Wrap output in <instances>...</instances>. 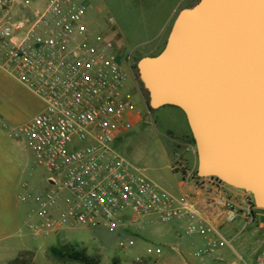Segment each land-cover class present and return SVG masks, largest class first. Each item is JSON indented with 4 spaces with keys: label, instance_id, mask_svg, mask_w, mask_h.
<instances>
[{
    "label": "built area",
    "instance_id": "built-area-1",
    "mask_svg": "<svg viewBox=\"0 0 264 264\" xmlns=\"http://www.w3.org/2000/svg\"><path fill=\"white\" fill-rule=\"evenodd\" d=\"M91 9L78 0H47L42 6L0 0V67L43 104L29 123L10 130L48 176V189L29 196L35 204L26 220L29 236L40 241L68 229L103 228L131 254L134 235L151 219L179 224L192 246L199 239L194 259L214 256L230 245L219 230L188 199L179 201L112 150L135 125V104L126 91L129 72L113 20L106 17V26L94 32ZM175 168L204 179L181 164ZM225 210L226 221L234 222L237 207L229 202ZM145 250L148 257L164 254L158 246ZM256 264H264V249Z\"/></svg>",
    "mask_w": 264,
    "mask_h": 264
},
{
    "label": "water",
    "instance_id": "water-1",
    "mask_svg": "<svg viewBox=\"0 0 264 264\" xmlns=\"http://www.w3.org/2000/svg\"><path fill=\"white\" fill-rule=\"evenodd\" d=\"M152 110L185 115L197 175L252 195L264 210V0H199L160 54L137 63Z\"/></svg>",
    "mask_w": 264,
    "mask_h": 264
},
{
    "label": "rangeland",
    "instance_id": "rangeland-1",
    "mask_svg": "<svg viewBox=\"0 0 264 264\" xmlns=\"http://www.w3.org/2000/svg\"><path fill=\"white\" fill-rule=\"evenodd\" d=\"M46 1L33 0L36 6L43 5ZM78 1L92 7L89 20L93 25L90 28L94 32L106 26L104 20L106 17L113 20L118 46L120 50H125L120 58L130 74L126 91L133 94L136 106H143L141 98L134 92L135 81L148 105V112L143 113L142 121L135 124L122 136V139L115 140L112 150L165 190L160 178L169 172L164 168V155L169 154L173 165L181 164L185 170H191L193 168H191L187 149L196 151V146L185 115L180 109L167 106L157 111L149 107L148 95L139 79L137 63L143 56H154L164 49L175 13L194 6L199 0ZM42 110L41 100L0 67V188L15 193V207L18 215L26 220L31 210L35 208L29 196L33 197L48 189V176L44 168L36 163L34 155L21 139L10 136V130L29 123ZM196 169L198 170L197 167L193 169L194 173ZM249 196L254 204L252 195L249 194ZM177 230L182 242L192 241L184 236L183 229L177 227ZM25 233L29 234L27 228ZM65 236L71 241L61 240ZM134 237L137 245L131 254L123 251L118 245V238L103 228L78 227L60 236L53 235L40 241L29 238L34 250H51V243L47 245L44 243L53 242L52 246L58 250H66L62 253L65 258L69 257L79 264H179L171 259L173 256L168 257L170 250H166L162 257H148L145 253L147 246L163 248L164 245L159 241L151 242L144 239L142 233ZM63 241L66 245L62 248ZM68 250L80 251L77 253ZM249 252L256 254L255 250H249ZM172 253L175 254L174 251ZM242 255L246 263L251 264L244 252ZM136 256L141 257L142 261L137 262ZM236 259L239 261L237 257ZM240 263L243 264L241 259Z\"/></svg>",
    "mask_w": 264,
    "mask_h": 264
},
{
    "label": "crops",
    "instance_id": "crops-1",
    "mask_svg": "<svg viewBox=\"0 0 264 264\" xmlns=\"http://www.w3.org/2000/svg\"><path fill=\"white\" fill-rule=\"evenodd\" d=\"M179 12L175 13L173 23ZM124 52L125 50H121L122 55ZM134 84V92L143 103L142 107H138L134 103V122L137 124L142 121L143 113L148 112V105L135 81ZM120 139L122 136L117 140ZM187 150L191 168H198L195 149L188 148ZM164 163V168L169 171L160 177L165 191L179 201L188 199L199 210L200 215L219 230L230 245L219 251L216 256L202 260L194 259L192 251L202 244L199 239L195 242V246L191 245V241L182 242L177 230V227L180 228V226L177 223L160 225L151 219L144 220L143 238L151 242L159 241L160 244L164 245V254L166 250H170L168 257L173 256L171 259L179 264H211L216 259L223 260L226 264H241L240 259L244 260L242 252L248 256L251 264H256L259 257L258 252L264 249V210L253 207L252 200L245 191L228 186L215 178L196 180L186 177L185 173L176 170L169 154L164 155ZM193 169L186 170V172H193ZM195 173H197V169ZM229 202L233 203L239 212L237 219L231 223L225 219V204ZM25 228L26 219L19 217L15 207V193L0 188V264H79L69 257L65 258L62 253L66 250H58L52 246L54 245L53 242L44 243V245L51 243V250H34L29 234L25 233ZM75 229H68L56 235L60 236L62 233ZM61 240L71 241L66 236ZM65 245L64 242L62 248ZM140 250L142 249L140 248ZM249 250H255L256 254L250 253ZM68 251L77 252L80 250ZM172 251L175 252L174 255Z\"/></svg>",
    "mask_w": 264,
    "mask_h": 264
},
{
    "label": "trees",
    "instance_id": "trees-1",
    "mask_svg": "<svg viewBox=\"0 0 264 264\" xmlns=\"http://www.w3.org/2000/svg\"><path fill=\"white\" fill-rule=\"evenodd\" d=\"M216 179V178H215ZM253 205V207L255 206L254 204H252Z\"/></svg>",
    "mask_w": 264,
    "mask_h": 264
}]
</instances>
